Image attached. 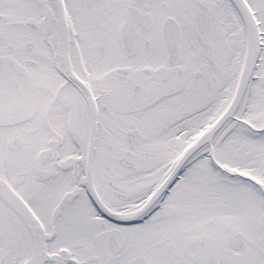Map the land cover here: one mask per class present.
<instances>
[{
  "label": "snow or ice",
  "instance_id": "obj_1",
  "mask_svg": "<svg viewBox=\"0 0 264 264\" xmlns=\"http://www.w3.org/2000/svg\"><path fill=\"white\" fill-rule=\"evenodd\" d=\"M0 264H264V0H0Z\"/></svg>",
  "mask_w": 264,
  "mask_h": 264
}]
</instances>
